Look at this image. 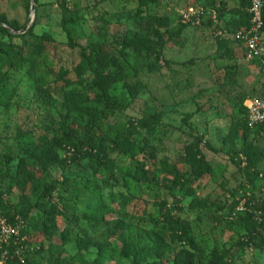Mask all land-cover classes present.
I'll return each instance as SVG.
<instances>
[{
  "label": "rangeland",
  "instance_id": "374dc122",
  "mask_svg": "<svg viewBox=\"0 0 264 264\" xmlns=\"http://www.w3.org/2000/svg\"><path fill=\"white\" fill-rule=\"evenodd\" d=\"M244 1L0 0V27L26 28L24 37H17L19 32L13 33L16 38L0 36V74L13 73L11 87L0 89V155L17 160L25 142L33 146L55 139L62 147V164L43 172L45 183L57 187L67 180L96 179L105 192L121 193L106 176H94L87 160L63 142L64 131L78 140L92 133L107 143L119 134L150 152L145 160L156 170L147 175L149 182L134 202L119 207L107 201L124 217L120 236L110 240L115 251L107 247L103 230H93L91 243L100 246L81 254L74 243L63 244L60 238L65 230H75L74 237L84 223L57 219L53 239L45 242L33 232L41 223L36 206L43 188H20L1 179L4 209L27 219L26 264H54L57 251L46 253L49 243L59 247L62 264H264V135L245 134L240 111V105L262 92V64L246 60L234 40L242 29L227 23ZM189 8L201 9L204 16L185 20ZM158 19L169 20L167 30L158 26ZM136 40L150 52L135 54L129 44ZM101 45L117 63L113 74L124 72L123 79L136 89L131 96L116 84L110 106L86 101L96 94L92 70L98 68ZM153 53L160 54L158 60ZM21 60L18 71L12 61ZM140 61L157 65V70L146 66L133 76ZM142 119L156 134L138 126ZM130 125L137 134L130 133ZM107 159L120 170L138 168L142 160L117 152ZM171 168L184 179H196L193 198L205 200V208L189 209L191 198L170 190L175 182ZM101 199L98 192L80 196L75 216L99 207ZM163 217L183 224L180 241L157 233L153 220Z\"/></svg>",
  "mask_w": 264,
  "mask_h": 264
},
{
  "label": "trees",
  "instance_id": "16d2710c",
  "mask_svg": "<svg viewBox=\"0 0 264 264\" xmlns=\"http://www.w3.org/2000/svg\"><path fill=\"white\" fill-rule=\"evenodd\" d=\"M60 1L65 2V0ZM37 2L38 0H34L35 4ZM248 7L249 1L246 0L244 1L241 11L238 13V15L227 21V23L230 24L235 30L242 29L241 31H244L248 28ZM136 15L141 14L137 13ZM221 15L222 14L220 13L219 18ZM203 16L204 12L203 15L200 16L199 20ZM156 22H158V26L160 28H164L166 30L168 29V19H158L156 20ZM25 30V27L18 28L9 26L8 29L0 27V36L16 38L14 37L15 35H13V33L19 32L21 34H19V36L17 37H24V35H26ZM23 32L25 33L22 34ZM165 34H167V31H165ZM172 37L173 35H169V39ZM159 40H161V38H159ZM136 42H131L129 44V46L134 49L135 54L139 55L142 51H144L145 53L150 52V47L146 43L138 40H136ZM3 49L6 50V53L10 55V57L11 55L14 56L13 52H10L7 47L3 46ZM98 49L99 50L96 53L98 55L96 60L97 64L99 65L98 68L92 70L93 88L95 89L96 94L92 96L91 99H86V101H96L99 103H105L106 105L110 106L112 104V100L110 97L111 89L113 88V86L120 83L122 84V88H124L129 95H135V87L129 81H127V79H123L124 72L113 74V72L111 71V68L116 66L117 63L113 58L108 57L105 46L101 45ZM153 54L156 55V58L158 60L160 54ZM263 56L264 54L262 55V57ZM225 57L226 55L223 56V58ZM23 63V60L18 62L12 61V67L18 71L22 70ZM84 64L85 66H88L89 62L85 60ZM138 64L139 70L133 69L132 71L133 76L135 77L138 75V71L143 70L146 66H149L152 71L157 70V65L154 64L146 65L144 61H140V63ZM12 74L13 73H9V71L7 74H0V89L11 87L10 78L13 76L10 77V75ZM25 75L27 77L31 76L32 78V73H28V71H25ZM34 80H36V82L39 81L36 78ZM59 92H62V89ZM261 96L262 92H260L257 98ZM76 100L80 101L81 98L77 97ZM4 106H8V103H4L3 107ZM240 111L243 114V131L245 134H248L252 132V130H249L246 126L247 110L245 107H242V105H240ZM150 125L151 124L147 119H142L138 122V126L140 128L144 127L145 129H147L146 131L151 136H153L154 134H156V129ZM129 131L132 135L137 134L136 127L133 128L132 125H130ZM255 131L264 135V129L262 127H259ZM63 134L64 144L70 147L74 151L75 155H81L83 160H87L86 165L88 166V169L91 170V172L94 174V176H106L111 184H113L114 187L120 189L122 192L114 193L110 191V189H108V192H105L102 184L99 183L96 179H93L91 181L67 180L57 187L53 186L52 184L45 183L43 180V172L62 164V160L60 159V152H62V147L57 143L55 139H45L44 141H42V144L34 143L33 146H29V143L25 142L23 148H21V155L17 160H15L11 156L0 155V181L1 179H7V181L10 182L9 184H12L9 180H13L12 182H16L17 186L20 188L33 187L36 190L39 189V187L43 188V191L38 197V201L40 203L36 206L41 212V223L40 225L33 227V232L35 234H41L45 242H50L53 239V233L56 231L57 219H72V222H75L77 224L84 223L85 227L83 229L76 230L74 237L72 234L75 230L73 232L69 230L63 231L60 238L63 244H68L70 242L74 243L75 248L81 254V250H88L90 247L97 244L100 246V243H91L93 239L91 233L93 232V230H103L107 247L110 250L115 251L116 248L113 247V245L110 243V240L116 239L120 236L124 224V217L112 210L111 204L118 203L119 207H125L127 204L132 203L136 200L138 191L140 189L143 190L142 185H146L149 182V180L147 179V175H151L153 174L152 172L156 171L155 169L150 170V168L148 167L149 160H145V155L149 156L150 152L145 154V152L141 151L139 147H136L135 144L128 141L119 134L113 135L111 143L98 141L92 133H88L82 140H78L76 136L68 131H64ZM82 146H84L86 149H82ZM107 147L108 149H106ZM112 152H117L123 155L130 154L131 158L136 157L137 159L138 157H140L142 160L138 161V168L120 170L117 166H115L107 159ZM244 154H246L247 157L251 156L248 150H244ZM72 162L74 161L72 160ZM171 173L174 175L175 182H173V184L171 185L170 190L172 192H177V194L181 195L182 197H190L191 199L189 201V209L196 210L205 208V200L193 198V184L196 179H184V177H182L175 168H171ZM94 192H98L102 198L100 206L91 211L81 214L80 217H76V206L79 201V197ZM109 200L110 203L111 201L112 203L108 205L107 201ZM162 205L164 206V203ZM67 213L70 214L68 215ZM0 214L9 223H13L16 217H19L24 222H26L27 220L26 216L22 215L21 213H13L12 211L8 212V208H6L5 210L2 205L1 199ZM153 224L155 226V229L158 230L157 233H160L162 236H168L170 239L175 238L176 240L180 241L179 233H184L183 224L178 223L177 221L174 222L169 217L155 219L153 220ZM23 233L24 235L26 234L27 237H29V233H26V227ZM255 236L256 234H254V237ZM22 246L25 248L24 254L25 256H27L26 253L28 251L26 249V243L22 244ZM121 246L128 251L130 250V245L126 242L121 243ZM7 251L9 254V264H15V259L12 256L14 248L8 247ZM41 251L42 249H39V252ZM45 251L46 253H55L57 251V257L54 264H62L63 260H60L59 258V256L62 254L59 252V247H56L53 244L49 243L48 249H46ZM26 263L27 258L25 257L24 264Z\"/></svg>",
  "mask_w": 264,
  "mask_h": 264
},
{
  "label": "built area",
  "instance_id": "2783aa9c",
  "mask_svg": "<svg viewBox=\"0 0 264 264\" xmlns=\"http://www.w3.org/2000/svg\"><path fill=\"white\" fill-rule=\"evenodd\" d=\"M249 7L247 13L249 15V26L246 30L238 32L235 40L238 41L244 49L245 58L249 62H260L262 64L261 75L263 83L262 96L249 100L245 105L247 110L246 126L249 130L255 131L259 127L264 129V63L261 62L263 55V6L264 0H248ZM203 11L189 8L183 15L187 21H199ZM25 222L16 217L13 223H9L0 214V264H9L8 247L14 248L13 257L15 264H24L25 248L22 244L26 243V236L23 231Z\"/></svg>",
  "mask_w": 264,
  "mask_h": 264
}]
</instances>
